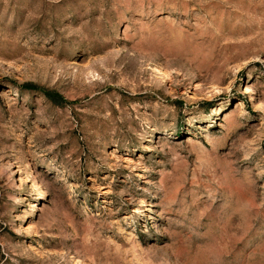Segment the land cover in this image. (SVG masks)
<instances>
[{
  "label": "rangeland",
  "instance_id": "374dc122",
  "mask_svg": "<svg viewBox=\"0 0 264 264\" xmlns=\"http://www.w3.org/2000/svg\"><path fill=\"white\" fill-rule=\"evenodd\" d=\"M0 264H264V0H0Z\"/></svg>",
  "mask_w": 264,
  "mask_h": 264
},
{
  "label": "trees",
  "instance_id": "16d2710c",
  "mask_svg": "<svg viewBox=\"0 0 264 264\" xmlns=\"http://www.w3.org/2000/svg\"><path fill=\"white\" fill-rule=\"evenodd\" d=\"M32 87H33V86H32ZM43 93H44L47 97H49V98H51V99H53V100H57L58 102H62V101H64L63 98L59 97V95H55L53 92H50V91H47V90H43Z\"/></svg>",
  "mask_w": 264,
  "mask_h": 264
}]
</instances>
